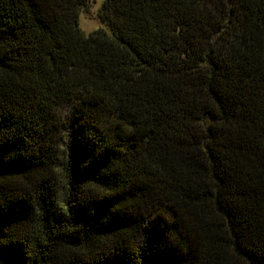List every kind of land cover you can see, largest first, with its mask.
I'll return each instance as SVG.
<instances>
[{
    "label": "trees",
    "instance_id": "1",
    "mask_svg": "<svg viewBox=\"0 0 264 264\" xmlns=\"http://www.w3.org/2000/svg\"><path fill=\"white\" fill-rule=\"evenodd\" d=\"M0 0V264H264V0Z\"/></svg>",
    "mask_w": 264,
    "mask_h": 264
},
{
    "label": "rangeland",
    "instance_id": "2",
    "mask_svg": "<svg viewBox=\"0 0 264 264\" xmlns=\"http://www.w3.org/2000/svg\"><path fill=\"white\" fill-rule=\"evenodd\" d=\"M101 3L102 0H91L88 6L81 10L79 26L85 33H89L99 27H106L98 16Z\"/></svg>",
    "mask_w": 264,
    "mask_h": 264
}]
</instances>
